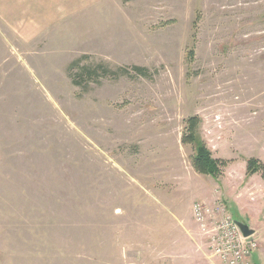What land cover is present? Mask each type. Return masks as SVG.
<instances>
[{"label": "rangeland", "instance_id": "374dc122", "mask_svg": "<svg viewBox=\"0 0 264 264\" xmlns=\"http://www.w3.org/2000/svg\"><path fill=\"white\" fill-rule=\"evenodd\" d=\"M76 61L150 78L77 86ZM200 143L228 162L218 178L194 168ZM250 159L264 162V0H0V264H224L193 217L216 202L264 264Z\"/></svg>", "mask_w": 264, "mask_h": 264}, {"label": "built area", "instance_id": "2783aa9c", "mask_svg": "<svg viewBox=\"0 0 264 264\" xmlns=\"http://www.w3.org/2000/svg\"><path fill=\"white\" fill-rule=\"evenodd\" d=\"M193 217L205 235L209 249L224 264H255L259 249L257 240L245 237L237 221L222 202L214 206L196 203Z\"/></svg>", "mask_w": 264, "mask_h": 264}, {"label": "trees", "instance_id": "16d2710c", "mask_svg": "<svg viewBox=\"0 0 264 264\" xmlns=\"http://www.w3.org/2000/svg\"><path fill=\"white\" fill-rule=\"evenodd\" d=\"M81 61H76L71 65L70 71L73 77V83L77 86H82L83 82L88 80H95L100 77H112L118 78L120 76L128 77H143L150 78L149 71L146 68L134 66L131 68H121L118 71L110 70L106 67L99 66L97 69L92 70L89 68H80ZM76 68L80 72H77L76 75L72 74V71ZM198 119L193 118L189 120V134L184 137V144H194L196 141V128H197ZM228 162L223 160H217L212 157L210 151L202 143L199 144L195 156L193 158V166L197 172L210 175L215 178H218L222 175L223 169L226 168ZM247 174L248 176L260 174L264 180V162H261L257 159H250L247 163Z\"/></svg>", "mask_w": 264, "mask_h": 264}, {"label": "water", "instance_id": "95a60500", "mask_svg": "<svg viewBox=\"0 0 264 264\" xmlns=\"http://www.w3.org/2000/svg\"><path fill=\"white\" fill-rule=\"evenodd\" d=\"M237 224L245 237H251L255 234L254 230H252L247 224L241 222H237Z\"/></svg>", "mask_w": 264, "mask_h": 264}, {"label": "crops", "instance_id": "0c3cea01", "mask_svg": "<svg viewBox=\"0 0 264 264\" xmlns=\"http://www.w3.org/2000/svg\"><path fill=\"white\" fill-rule=\"evenodd\" d=\"M255 176H257V175H255ZM262 178V177H261ZM256 234H259V231L258 230H256ZM257 254H255L254 255V261L257 259V257H258V255L256 256ZM256 263V262H255Z\"/></svg>", "mask_w": 264, "mask_h": 264}]
</instances>
